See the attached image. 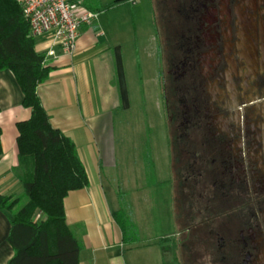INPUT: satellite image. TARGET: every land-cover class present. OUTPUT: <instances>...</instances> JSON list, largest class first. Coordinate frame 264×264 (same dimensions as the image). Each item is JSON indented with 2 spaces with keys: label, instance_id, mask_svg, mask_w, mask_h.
I'll use <instances>...</instances> for the list:
<instances>
[{
  "label": "flooded vegetation",
  "instance_id": "af4514ba",
  "mask_svg": "<svg viewBox=\"0 0 264 264\" xmlns=\"http://www.w3.org/2000/svg\"><path fill=\"white\" fill-rule=\"evenodd\" d=\"M174 1L160 82L184 218H201L186 241L264 264V0Z\"/></svg>",
  "mask_w": 264,
  "mask_h": 264
},
{
  "label": "crops",
  "instance_id": "0c3cea01",
  "mask_svg": "<svg viewBox=\"0 0 264 264\" xmlns=\"http://www.w3.org/2000/svg\"><path fill=\"white\" fill-rule=\"evenodd\" d=\"M124 1L86 0V5L97 16L102 7ZM95 20L82 27L73 53L58 51L56 57H47L52 69L48 79L36 88L51 126L73 141L88 178L87 186L70 190L64 197L65 222L80 244L78 264H166V239L174 242L177 236L167 228L168 201L164 205L166 230L156 234L151 222L154 211L147 207L146 199L138 204L131 195L126 201L121 190L109 181L118 162L114 109L120 105V90L126 89L125 62L120 46L113 47L109 54V44L102 42L100 49ZM48 45L47 35L35 37L36 51L45 52ZM114 68L116 84L112 80ZM22 97L14 74L0 70L1 195L23 193L17 169L16 123L28 119L30 109L22 106ZM122 208L137 228V241L133 243L123 241L120 226L112 216ZM35 217L42 215L37 212ZM9 228V216L0 210V264H7L13 255L7 240ZM173 249L175 256V246Z\"/></svg>",
  "mask_w": 264,
  "mask_h": 264
},
{
  "label": "rangeland",
  "instance_id": "374dc122",
  "mask_svg": "<svg viewBox=\"0 0 264 264\" xmlns=\"http://www.w3.org/2000/svg\"><path fill=\"white\" fill-rule=\"evenodd\" d=\"M174 2L125 0L106 5L97 12L98 46L102 49V42L109 44V54L113 47L120 46L125 62L126 89L120 90V105L114 109L118 162L109 181L121 190L126 201L131 195L138 204L146 199L147 207L154 211L151 222L156 234L166 230L164 205L168 201L170 224L167 228L177 232L174 242L170 241L172 238L166 239L168 263L174 259L175 246L181 264H214L211 259L215 250L205 246L199 250L201 246H191L186 241L202 235L200 228L186 230L201 218H184L185 204L175 152L177 145L169 131L160 82L161 74L169 65L166 57L169 34L175 33V26L168 23L178 16L172 10ZM115 72L116 68L112 70V80L116 84L118 75Z\"/></svg>",
  "mask_w": 264,
  "mask_h": 264
},
{
  "label": "trees",
  "instance_id": "16d2710c",
  "mask_svg": "<svg viewBox=\"0 0 264 264\" xmlns=\"http://www.w3.org/2000/svg\"><path fill=\"white\" fill-rule=\"evenodd\" d=\"M2 69L14 74L23 95L21 104L30 109V117L16 123L23 193L0 194V210L10 219L7 240L13 249L7 264H78L80 244L66 225L63 199L70 190L87 186L88 178L75 144L51 126L38 97L36 88L48 79L52 67L45 52L36 51L35 37L17 0H0ZM37 212L42 218L36 219ZM112 216L123 241H137V228L129 214L122 208ZM166 264L181 263L175 254Z\"/></svg>",
  "mask_w": 264,
  "mask_h": 264
},
{
  "label": "built area",
  "instance_id": "2783aa9c",
  "mask_svg": "<svg viewBox=\"0 0 264 264\" xmlns=\"http://www.w3.org/2000/svg\"><path fill=\"white\" fill-rule=\"evenodd\" d=\"M33 37L48 36L46 57L71 54L83 26L90 25L96 13L86 0H17Z\"/></svg>",
  "mask_w": 264,
  "mask_h": 264
}]
</instances>
